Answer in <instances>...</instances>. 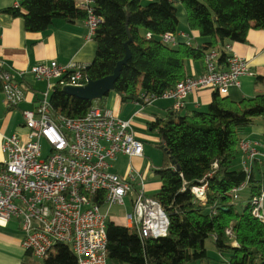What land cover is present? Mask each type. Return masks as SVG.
Returning <instances> with one entry per match:
<instances>
[{
    "label": "trees",
    "instance_id": "obj_1",
    "mask_svg": "<svg viewBox=\"0 0 264 264\" xmlns=\"http://www.w3.org/2000/svg\"><path fill=\"white\" fill-rule=\"evenodd\" d=\"M15 1L18 5L5 12L21 18L27 32L45 33L56 20L72 23L85 18L74 0ZM94 2L102 21L93 40L95 56L84 72L92 81L111 75L127 44L131 57L113 89L122 102L138 103L140 92L162 94L186 77L187 61H202L208 50H220L217 63L224 67L225 45L244 43L250 30L264 29V0H156L145 5L142 0ZM179 4L186 12L188 30L196 32L199 40L172 47L163 44L160 35L178 31ZM147 32L152 34L150 39L145 37ZM256 83L264 86L261 78ZM104 98L95 102L99 105ZM93 103L70 97L57 86L49 97L53 114L70 118L85 116ZM180 112L170 109L163 120L151 124L162 152L160 165L153 169L160 188L151 197L168 219L167 234L141 241L135 229L109 221L107 264L201 263L209 260L207 239L219 253H230L228 264H264V225L250 213V200L264 186V162H255L249 175L234 168L240 133L256 119L264 121V93L233 102L213 92L206 111ZM244 182L248 198L239 211L231 190ZM202 183L207 184L206 200L200 204L191 188ZM227 229L233 238L226 235ZM53 250L37 264H77L67 246L59 244ZM25 256L32 257L28 251Z\"/></svg>",
    "mask_w": 264,
    "mask_h": 264
},
{
    "label": "built area",
    "instance_id": "obj_2",
    "mask_svg": "<svg viewBox=\"0 0 264 264\" xmlns=\"http://www.w3.org/2000/svg\"><path fill=\"white\" fill-rule=\"evenodd\" d=\"M74 4L85 14V40L93 41L102 21L95 13L94 0H74ZM145 37L150 39L152 34L147 32ZM160 41L172 47L179 42L192 44L188 33L178 31L160 35ZM222 50L227 55L223 68L217 63L220 50H208L202 60L204 73L186 76L157 96L142 92L138 104L167 100L177 112L198 91L226 95L230 88L239 87L242 77L254 76L248 62L231 53L229 44ZM86 66L75 61L33 66L30 74L36 81L46 82L47 90L34 109L22 112L26 135L5 136L1 144L5 159L0 164V227L17 221L22 248L39 260L46 259L61 244L74 254L77 264H107L108 214L112 207L124 206L125 199L132 207L124 218L130 225L126 228L135 229L141 241L167 234L168 219L159 203L146 195L143 174L133 167L123 177L110 172L111 162L118 155H144L143 143L135 137L130 120L120 119L95 103L81 118L57 116L51 110L49 92L56 86H84ZM0 92L8 109L25 99L23 87L5 70L0 72ZM43 145L47 147L46 156L42 155ZM259 146L248 139L239 142L240 166L248 175L255 162H264ZM206 186L202 183L191 188L200 204L206 200ZM246 187L245 182L234 187L233 198L238 200ZM250 207L251 216L264 225V186L250 200ZM226 235L233 238L231 229Z\"/></svg>",
    "mask_w": 264,
    "mask_h": 264
},
{
    "label": "crops",
    "instance_id": "obj_3",
    "mask_svg": "<svg viewBox=\"0 0 264 264\" xmlns=\"http://www.w3.org/2000/svg\"><path fill=\"white\" fill-rule=\"evenodd\" d=\"M154 1L156 0H142V4L145 5ZM16 5L18 3L15 0H0V63L3 64L2 70L9 72L12 78L23 87L25 99L16 108L8 109L0 92V164L5 159L1 151L3 137L13 134L26 135L22 112L34 109L47 90V83L36 81L30 74V69L35 65L52 61L60 65L70 61L89 65L96 52V43L85 40L86 29L83 20H76L72 23L56 20L45 33L27 32L21 18H14L5 12V10ZM176 7L178 10V5ZM178 18V32L188 33L192 42L196 41L197 43L199 40L197 33L188 30L186 20L181 25L179 15ZM229 45L231 53L248 62L254 76L242 77L239 87L230 88L225 96L233 102H239L242 99L263 94L264 86L257 84L256 79L261 78L264 81V29L250 30L244 43H231ZM185 70L186 76H200L205 72V67L203 61L189 60L185 63ZM21 72L24 73L22 76L20 75ZM50 94L51 91L48 97ZM212 95L211 90H201L190 95L180 113L187 115L193 111H206ZM94 103L98 105L97 102L94 101ZM99 105L120 119L130 120L135 137L142 141L144 146L142 158H128L124 155H118L111 162L110 172L123 177L128 169L133 167L144 176L140 170H143L145 142L148 140L159 142L157 131L152 130L151 124L157 120H163L168 110L171 109L172 103L167 100H156L150 105L141 106L133 101L122 102L118 94L110 92ZM252 126L251 132L243 136L240 135V138L256 141L260 144L261 142L257 137L264 135V121L258 118ZM259 150L264 155L262 144L259 146ZM240 161L241 154L239 153L238 169H241ZM149 166L148 168H150ZM143 184L145 193L148 189L158 190L160 188V183L147 184L143 181ZM130 210L132 211L131 204ZM125 216L120 221H116L110 216L109 221L115 225L128 227L130 225L124 219ZM21 239L22 234L17 221L11 220L6 226L0 227V264H32L29 258L27 259L25 256L26 251L21 246ZM222 258L224 259L223 256ZM193 264H203V262Z\"/></svg>",
    "mask_w": 264,
    "mask_h": 264
},
{
    "label": "rangeland",
    "instance_id": "obj_4",
    "mask_svg": "<svg viewBox=\"0 0 264 264\" xmlns=\"http://www.w3.org/2000/svg\"><path fill=\"white\" fill-rule=\"evenodd\" d=\"M144 4V3H143ZM178 15L180 17V23L183 25V22L186 20V12L183 8L182 5H178ZM181 27V26H180ZM184 28V27H181ZM187 30V29H186ZM113 91H111L112 93ZM253 127V126H252ZM251 126L246 128L243 132L240 133L241 136L247 134L248 132H251ZM257 139L261 142L260 145L262 144V147L264 148V136H258ZM158 142H155L154 140H148L145 142V157L143 158V170H140L144 173V182L147 184H154V183H159L158 178L154 175L153 169L157 166L160 165L161 160H162V152L161 150L157 147ZM42 155L46 156L47 155V147L43 145L42 148ZM151 165L152 167H150ZM148 166L150 168H148ZM234 168H239V155L235 158L234 160ZM159 190V189H158ZM158 190H149L146 191V195L151 196L155 194ZM248 189H245L241 194L238 199V205L237 208L240 211L243 205L246 203V200L248 198ZM104 210V208H103ZM131 213L130 210V202L128 199H125V205L124 206H114L110 209L108 218L111 216V218L115 219L116 221H120L123 219L125 214ZM205 247L207 250V255L209 257V261L203 262V264H228L229 261V256L230 253H225L221 254L219 253L216 248L214 247L212 240L207 239L205 242ZM54 252L52 250L50 253ZM49 253V254H50ZM59 254H62L63 252L60 250L58 252ZM224 257V259L222 258ZM47 259V258H46ZM29 261L32 262V264H37L41 263L43 260L36 259L34 257H30Z\"/></svg>",
    "mask_w": 264,
    "mask_h": 264
},
{
    "label": "water",
    "instance_id": "obj_5",
    "mask_svg": "<svg viewBox=\"0 0 264 264\" xmlns=\"http://www.w3.org/2000/svg\"><path fill=\"white\" fill-rule=\"evenodd\" d=\"M124 50H125V54L123 59L116 64L113 73L111 75L95 81H92L89 78H87L86 84L84 86L75 87V86L66 85L61 88L62 91L70 97L77 98L79 100H83L87 102H94L106 97L108 93L113 91L114 84L120 76L122 67L127 63V61L131 57V53L127 44L124 45Z\"/></svg>",
    "mask_w": 264,
    "mask_h": 264
}]
</instances>
